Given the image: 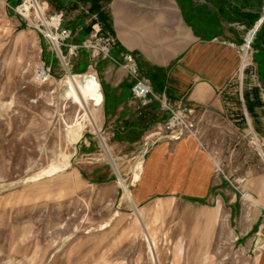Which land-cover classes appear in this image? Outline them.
Instances as JSON below:
<instances>
[{
  "label": "rangeland",
  "instance_id": "1",
  "mask_svg": "<svg viewBox=\"0 0 264 264\" xmlns=\"http://www.w3.org/2000/svg\"><path fill=\"white\" fill-rule=\"evenodd\" d=\"M90 5L0 0V264H264V237H238L253 200L211 155L205 205L149 199L137 206L154 241L144 237L125 195L152 146L99 130L101 57L83 45L96 24L112 35ZM62 29L57 43L50 32Z\"/></svg>",
  "mask_w": 264,
  "mask_h": 264
},
{
  "label": "crops",
  "instance_id": "2",
  "mask_svg": "<svg viewBox=\"0 0 264 264\" xmlns=\"http://www.w3.org/2000/svg\"><path fill=\"white\" fill-rule=\"evenodd\" d=\"M101 2L115 41L112 55L132 54L154 92L164 91L169 100L196 110V138L153 144L143 163L137 160L133 167V180L138 178L133 195L121 179L144 237L152 238L137 206L149 199L179 198L190 206L205 205L213 188L210 155L238 175L236 182L253 200L246 230L238 237L250 232L264 237V171H257L264 164V85L253 59L241 65L237 50L252 26L251 15L264 8V0ZM97 67L100 132L129 145L152 136L168 114L156 101L141 107L131 92L133 82L120 67L102 58ZM69 133L74 141L75 131ZM144 146L146 150L149 143ZM214 198L218 206L225 203L220 195Z\"/></svg>",
  "mask_w": 264,
  "mask_h": 264
},
{
  "label": "built area",
  "instance_id": "3",
  "mask_svg": "<svg viewBox=\"0 0 264 264\" xmlns=\"http://www.w3.org/2000/svg\"><path fill=\"white\" fill-rule=\"evenodd\" d=\"M252 30L247 32L243 43L237 49L241 65H244L251 60L252 42L257 32L254 31L252 36L253 38L248 41L247 35ZM100 31L101 26L96 24L94 26V32L85 42L83 47L91 52V56L93 58L97 56L101 57L102 59H107L126 72L128 77L133 82L131 88L132 95L134 98L139 100L141 107H146L151 101H156L160 104L161 109L168 114L162 126L154 131L152 136L146 139L147 143H149V146H152L162 139H180L183 137L196 138L197 124L195 119V108L187 106L182 101L173 102L169 100L164 91L161 92V94L154 92L150 82L140 75L135 57L130 53H122L120 54L119 58H113L110 54V51L111 47L114 45V39L109 34L103 35L100 33ZM50 33L53 36V39H55L57 42L58 39L62 40L67 38L69 32L62 29L56 33ZM38 73L40 77L45 75V71L43 69L39 70ZM242 195L244 198L248 196L247 193Z\"/></svg>",
  "mask_w": 264,
  "mask_h": 264
},
{
  "label": "trees",
  "instance_id": "4",
  "mask_svg": "<svg viewBox=\"0 0 264 264\" xmlns=\"http://www.w3.org/2000/svg\"><path fill=\"white\" fill-rule=\"evenodd\" d=\"M90 2V12L98 16L100 23L102 24L104 32H112L110 18L107 13L101 11L99 2L101 0H88ZM259 19L258 12L251 15V25H253ZM254 29L247 35V40H251L253 37ZM252 59L257 65L259 79L264 85V20L258 28L254 40L252 42ZM162 90V88H159ZM160 90V91H161Z\"/></svg>",
  "mask_w": 264,
  "mask_h": 264
},
{
  "label": "water",
  "instance_id": "5",
  "mask_svg": "<svg viewBox=\"0 0 264 264\" xmlns=\"http://www.w3.org/2000/svg\"><path fill=\"white\" fill-rule=\"evenodd\" d=\"M257 12L259 14V19H258L257 23L254 26V31L255 32L257 31V29L260 27V25L262 24V22L264 20V8H260Z\"/></svg>",
  "mask_w": 264,
  "mask_h": 264
},
{
  "label": "bare ground",
  "instance_id": "6",
  "mask_svg": "<svg viewBox=\"0 0 264 264\" xmlns=\"http://www.w3.org/2000/svg\"><path fill=\"white\" fill-rule=\"evenodd\" d=\"M53 21L55 22L56 20L54 19ZM53 24H54V23H53ZM53 24H52V25H53ZM46 34H48V32H47ZM48 38H49V35H48ZM246 197L248 198V196H246Z\"/></svg>",
  "mask_w": 264,
  "mask_h": 264
}]
</instances>
